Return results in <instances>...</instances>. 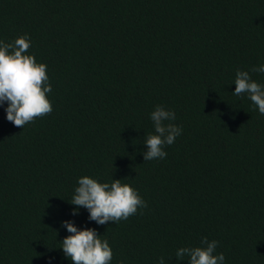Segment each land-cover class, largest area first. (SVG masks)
<instances>
[{
	"label": "trees",
	"instance_id": "trees-1",
	"mask_svg": "<svg viewBox=\"0 0 264 264\" xmlns=\"http://www.w3.org/2000/svg\"><path fill=\"white\" fill-rule=\"evenodd\" d=\"M25 34L53 110L21 129L0 104V264H71L64 221L110 264H188L176 251L204 237L224 264H264V115L232 94L237 70L264 85V0H0V41ZM158 105L182 134L144 161ZM84 176L147 207L97 225L70 204Z\"/></svg>",
	"mask_w": 264,
	"mask_h": 264
},
{
	"label": "clouds",
	"instance_id": "clouds-1",
	"mask_svg": "<svg viewBox=\"0 0 264 264\" xmlns=\"http://www.w3.org/2000/svg\"><path fill=\"white\" fill-rule=\"evenodd\" d=\"M30 46L27 34L11 43L0 41V104L7 102L6 120L21 129L53 110L47 98L52 87L46 65L37 63L33 55L26 54ZM251 72L264 73V65L253 67ZM234 85L232 94L237 97L246 94L258 112L264 115V85L253 81L249 72L242 70L236 71ZM149 118L154 134L144 136L147 151L142 154L143 160L164 159L167 153L163 149L175 142L182 134V128L171 123L176 119L175 112L165 110L163 106H156ZM121 181L112 179L110 183H99L88 176L81 177L70 204L85 208L89 213L88 219L97 225L127 220L147 204L134 188ZM71 214L75 216L78 212L74 209ZM61 227L70 233L60 243V249L71 264H110L112 249L95 229L78 230L72 221L62 222ZM218 244V241L209 242L204 237L201 240L204 247L179 248L175 256L180 260L188 257V264H224L223 253L214 255ZM158 264H166L163 256L158 259Z\"/></svg>",
	"mask_w": 264,
	"mask_h": 264
}]
</instances>
